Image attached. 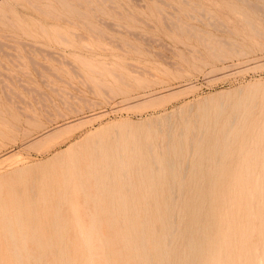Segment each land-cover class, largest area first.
Returning <instances> with one entry per match:
<instances>
[{"label":"rangeland","instance_id":"374dc122","mask_svg":"<svg viewBox=\"0 0 264 264\" xmlns=\"http://www.w3.org/2000/svg\"><path fill=\"white\" fill-rule=\"evenodd\" d=\"M260 258L264 0H0V264Z\"/></svg>","mask_w":264,"mask_h":264},{"label":"bare ground","instance_id":"6f19581e","mask_svg":"<svg viewBox=\"0 0 264 264\" xmlns=\"http://www.w3.org/2000/svg\"><path fill=\"white\" fill-rule=\"evenodd\" d=\"M32 1H33V0H32ZM158 1H159V0H158ZM185 3H186V2H185ZM31 5H32V4H31ZM34 5L37 6L36 4H34ZM34 5H33V6H34ZM38 5H39V4H38ZM187 5H188V4H187ZM219 5H220V4H219ZM251 5H252V4H251ZM261 5H262V4H261ZM35 6H34V7H35ZM249 6H250V5H249ZM249 6H248V7H249ZM253 6H254V5H253ZM255 6H256V5H255ZM38 7H39V6H38ZM38 7H37V8H38ZM224 7H225V6H224ZM35 8H36V7H35ZM254 8H255V7H254ZM259 8H261V7L259 6V7L256 8V9H258V11H260ZM33 9H34V8H33ZM174 9H175V8H174ZM223 9H224V8H223ZM261 9H262V8H261ZM36 11H37V9H36ZM42 11H43V10H42ZM42 11H41V12H42ZM254 13H255V12H254ZM261 13H262V12H261ZM160 14H161V13H160ZM170 14H171V13H170ZM227 14H228V13H227ZM262 14H263V13H262ZM164 18H165V17H164ZM203 18H204V16H203ZM167 20H168V19H167ZM163 21L165 22L164 19H163ZM23 23H25V22H23ZM171 23H172V22H171ZM171 23H170V24H171ZM218 24H220V23H218ZM171 25H172V24H171ZM173 25H174V24H173ZM210 25H212V24H210ZM27 26H28V25H27ZM27 26H22V27H23V28H24V27L27 28ZM26 28H24V29L20 28V29H22L23 31L26 30V31L28 32V34H29L30 30L28 31V29H26ZM166 28L168 29L167 26H166ZM191 28H192V27H191ZM20 29H19V30H20ZM169 30H170V29H169ZM26 31H25L23 34L27 33ZM186 31H187V30H186ZM188 31H189V30H188ZM226 31H227V30H226ZM18 32H19V31H18ZM228 32H229V31H228ZM187 33H188V32H187ZM229 33H230V32H229ZM28 34H27V36H30L32 33H30L29 35H28ZM260 34H261V33H260ZM21 35H22V34H21ZM192 35H193V34H192ZM14 37H15V36H14ZM23 37H24V35H23ZM223 42H224V41H223ZM221 96H222V95H221ZM195 133H196V132H195ZM191 136H192V135H191ZM192 137H193V136H192ZM200 137H201V136H200ZM189 140H190V138H189ZM192 140H194V139H192ZM199 140H200V138H199ZM199 140H198V142H199ZM190 143H191V142H190ZM200 143H201V141H200ZM149 145H150V144H149ZM158 145H159V144H158ZM150 147H151V145H150ZM166 147H167V146H166ZM159 148H160V147H159ZM190 148H191V147H190ZM148 149H149V148H148ZM150 149H151V148H150ZM253 150H254V149H253ZM150 151H151V150H150ZM153 152H154V151H153ZM150 153H151V152H150ZM262 154H263V152H262ZM152 155H153V154H150V156H152ZM154 155H155V153H154ZM154 155H153V160H154V158H155ZM246 155H247V154H246ZM151 158H152V157H151ZM248 159H249V158H248ZM253 160H254V159H253ZM254 161H255V160H254ZM154 162H155V161H154ZM156 162H157V160H156ZM154 164H155V163H154ZM158 166H159V164H158ZM156 169H157V167H156ZM247 170H248V169H247ZM248 177H250V176H248ZM231 189H232V188H231ZM172 194H173V192H172ZM172 194H171V195H172ZM175 197H176V196H175ZM174 199H175V198H174ZM224 200H225V199H224ZM211 203H212V202H211ZM211 203H210V204H211ZM209 207H210V206H209ZM168 212H169V211H168ZM191 213H192V212H191ZM210 228H211V227H210ZM208 230H209V229H208ZM173 233H174V232H173ZM202 236H203V234H202ZM169 237H170V236H169ZM230 246H231V244H230ZM228 250H229V249H228ZM230 250H231V249H230ZM228 252H229V251H228ZM231 252H233V251H231ZM229 254H230V253H229ZM229 254H228V256H229ZM233 256H234V255H233ZM195 257H196V256H195ZM238 260H239V256H238ZM260 260H263V259L260 258L259 261H260ZM143 262H144V261H143ZM238 262H239V261H238ZM260 262H261V261H260ZM261 264H262V262H261Z\"/></svg>","mask_w":264,"mask_h":264}]
</instances>
